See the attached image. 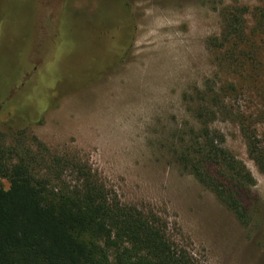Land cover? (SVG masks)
Here are the masks:
<instances>
[{"label":"rangeland","instance_id":"rangeland-1","mask_svg":"<svg viewBox=\"0 0 264 264\" xmlns=\"http://www.w3.org/2000/svg\"><path fill=\"white\" fill-rule=\"evenodd\" d=\"M51 1L0 0L9 165L25 160L48 175L53 158L74 161L122 204L159 217L194 264H264V174L240 125L264 155V0H129L127 51L128 0H74L68 16ZM232 9L246 12L244 37L228 42ZM33 70L38 80L19 87ZM200 106H214L211 129L255 182L247 223L179 163L201 130ZM58 173L56 185L76 184L70 168ZM0 187L10 184L0 178Z\"/></svg>","mask_w":264,"mask_h":264},{"label":"trees","instance_id":"trees-1","mask_svg":"<svg viewBox=\"0 0 264 264\" xmlns=\"http://www.w3.org/2000/svg\"><path fill=\"white\" fill-rule=\"evenodd\" d=\"M73 2L52 0L49 6L68 16V5H76ZM128 9L132 23L125 51L134 33L129 0ZM227 12L224 37L228 42L243 38L245 10ZM36 76L34 70L29 71L16 82L20 87L38 80ZM12 98L0 104V113L13 105ZM216 113L214 106L195 110L196 119L203 122L201 130L199 135L193 131L196 137L183 147L179 163L241 223H247L243 199L255 182L223 146L224 137L211 129ZM240 125L250 156L264 174V155L253 149L252 136L243 123ZM4 154L0 151V178L10 187H0V264H194L191 256L172 242L159 217L122 204L90 168L53 158L48 175H40L32 162L19 160L9 165ZM62 168L76 174L74 186L55 184L62 182L63 174L58 173Z\"/></svg>","mask_w":264,"mask_h":264}]
</instances>
